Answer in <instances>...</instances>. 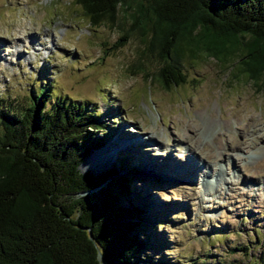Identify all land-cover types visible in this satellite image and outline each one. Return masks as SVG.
<instances>
[{"label":"rangeland","instance_id":"rangeland-1","mask_svg":"<svg viewBox=\"0 0 264 264\" xmlns=\"http://www.w3.org/2000/svg\"><path fill=\"white\" fill-rule=\"evenodd\" d=\"M74 2L0 0V105L27 108L49 86L46 108L65 98L98 114L107 140L80 170L129 153L132 204L152 235L143 256L155 264H264V79L257 88L238 74L237 55L201 54L164 90L139 71L159 64L138 36L116 47L119 26L90 25Z\"/></svg>","mask_w":264,"mask_h":264},{"label":"trees","instance_id":"trees-1","mask_svg":"<svg viewBox=\"0 0 264 264\" xmlns=\"http://www.w3.org/2000/svg\"><path fill=\"white\" fill-rule=\"evenodd\" d=\"M74 1L90 25L119 26L116 47L138 36L141 55L159 64L148 74L140 61L139 71L164 90L180 87L183 61L201 54L223 64L237 55V73L263 83L264 0ZM48 88L19 111L0 105V264H155L143 256L145 208L131 199L137 166L123 151L104 171H81L105 145V124L65 98L46 108Z\"/></svg>","mask_w":264,"mask_h":264},{"label":"bare ground","instance_id":"bare-ground-1","mask_svg":"<svg viewBox=\"0 0 264 264\" xmlns=\"http://www.w3.org/2000/svg\"><path fill=\"white\" fill-rule=\"evenodd\" d=\"M211 158V157H210Z\"/></svg>","mask_w":264,"mask_h":264}]
</instances>
